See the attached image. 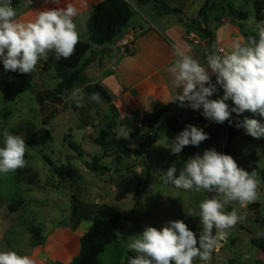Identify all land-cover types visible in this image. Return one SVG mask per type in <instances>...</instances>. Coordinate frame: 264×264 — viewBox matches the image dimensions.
<instances>
[{
  "label": "rangeland",
  "instance_id": "1",
  "mask_svg": "<svg viewBox=\"0 0 264 264\" xmlns=\"http://www.w3.org/2000/svg\"><path fill=\"white\" fill-rule=\"evenodd\" d=\"M129 1L135 18H138L142 4ZM229 4L249 15L242 25L248 33L257 34V25L261 22H258L254 4L249 0H231L230 3L214 0L211 10L215 13L210 14L208 20L219 17L216 20L220 21L222 16L227 14ZM196 27L200 28L199 25ZM226 32H221V39L226 38ZM208 33L209 35L203 36L211 42L213 36L211 32ZM215 44L220 46L218 41H215ZM223 48L227 50V47ZM212 52H215V47ZM89 56L90 54H87L85 59ZM45 60L41 59L37 64L31 79L11 78L0 62V146L5 130L22 136L25 141L34 132L42 129H47L50 133L47 145L28 146L25 167L8 174L0 173V209L7 208L19 200H26V215L22 222L27 226L31 225L34 218L39 223L63 222L70 212V205L72 212L75 199L85 203L99 199L103 204L118 207L123 211H133V216L125 228L126 235L121 237L120 242L108 247L101 258L102 264H126L130 257L136 255L127 248L129 238L142 233L147 226L161 229L169 221L183 220L191 230L198 233V215L189 217L186 214L190 211L198 213L199 203L213 194L185 191L164 185L160 179L163 167L172 162L183 167L189 156L196 153L202 155L205 149L215 148L217 152L224 153L229 133L234 129L237 120L248 117L264 123V118L251 112H244L239 117L232 113L231 125L217 124L206 119L201 110L181 107V123L190 120L189 124L202 128L209 136V139L198 147L186 146L181 153L173 154L168 145L180 132H174L164 124L156 136L150 129L148 133L146 129L138 130L135 127L131 136L122 138L130 148L139 149L149 142L152 135L153 139L144 153L140 151L126 158L114 147L104 155L95 141L101 130L109 125L118 128L119 117L116 108L106 101L100 104L86 101L84 107H77L70 97H51L40 103V96H45L49 91L53 92L60 81L56 77L54 67L44 65ZM83 77L85 80L76 88L85 92L95 84L86 74ZM213 97L217 98L213 95L210 99ZM226 103L230 108L234 106L231 100ZM45 120L49 121L47 126L44 125ZM235 132L236 138L231 145L232 157L239 167L248 172H256L260 181L258 198L243 207L238 203L227 206V211H231L233 207L237 208L244 220L229 230L226 239L219 241L218 249L213 251L206 264L264 263V252L253 244L254 239L264 235V138L257 140L246 134L243 128H237ZM71 142L84 151V157H80L69 147ZM45 157L50 159L55 167L65 165L77 169L83 177L82 180H79L77 175L60 179ZM95 157L99 158L98 164L105 170L93 173L88 169L87 165L92 163ZM142 162L154 166V184L149 194L136 206L134 195L142 177ZM32 172L37 173L38 179L35 184L30 185L26 177ZM194 264L204 262L197 259Z\"/></svg>",
  "mask_w": 264,
  "mask_h": 264
},
{
  "label": "clouds",
  "instance_id": "2",
  "mask_svg": "<svg viewBox=\"0 0 264 264\" xmlns=\"http://www.w3.org/2000/svg\"><path fill=\"white\" fill-rule=\"evenodd\" d=\"M24 3L31 6L33 0ZM78 14L79 9L69 2L63 7L39 10L34 19L25 22L17 18L12 0H0V62L4 71L32 73L49 53H54L56 60L70 58L80 41L75 22ZM173 55L175 59L167 71L176 92L169 103L202 109V115L217 124L228 121L231 125L232 113L239 117L251 112L264 118V22L257 25V35L234 40L227 51L209 53L206 66L179 44L173 45ZM217 85L223 95L210 99L218 91ZM69 96L77 107H84L86 101L102 103L100 93L86 94L81 88L71 90ZM229 100L234 105L231 108L226 103ZM235 127L243 128L253 138H264V123L260 120L244 117L236 121ZM114 131L117 139L129 136L126 126L120 125ZM207 139L209 136L202 128L189 124L168 147L173 154H179L186 146L198 147ZM27 150L22 136L5 130L0 146V173L25 167ZM160 179L164 185L172 184L185 191L213 194L199 203L198 213L186 214L198 215L200 230L198 233L191 230L183 220L169 221L161 229L147 226L142 233L129 238L127 248L136 255L127 264H194L197 259L206 264L218 249L219 241L226 239L229 230L244 220L237 208L227 211V206L238 203L243 207L254 202L260 184L255 171L239 167L231 155L219 153L215 148L189 156L178 174L175 166L168 167ZM0 264H35V261L7 250L0 251Z\"/></svg>",
  "mask_w": 264,
  "mask_h": 264
},
{
  "label": "crops",
  "instance_id": "3",
  "mask_svg": "<svg viewBox=\"0 0 264 264\" xmlns=\"http://www.w3.org/2000/svg\"><path fill=\"white\" fill-rule=\"evenodd\" d=\"M102 1L104 0H58L53 3L52 0H33L31 6H25L24 0H12V4L17 9V18L26 22L34 19L39 10L63 7L69 2L74 3L79 9L75 22L80 33V41L89 42L88 23L94 9ZM155 1L164 2L170 8L179 9L181 14L160 15L156 13L153 2L142 4L139 17L132 18L112 46L92 45L88 53L90 54L88 58L96 56V60L86 69L85 74L92 79L95 85H100L108 92L119 117L118 127L126 126L129 136L132 135L135 127L138 130L146 129L149 133L150 130L143 126L142 121L150 114L174 105L178 106L182 114V109L177 103L168 102L176 92L171 84L170 73L167 71L175 59L174 44L181 45L202 65L206 66V57L212 53L214 46L215 52L219 54L218 48L227 47L229 50L234 40L246 39L244 31L248 33L245 28L244 31L242 30V22L232 16L230 10L222 16L220 21L216 20L219 17L208 20L210 14L215 13L214 11L208 12L206 20L200 19V11L207 0ZM218 1L231 2V0ZM234 8L236 9L235 6ZM195 20H198L201 29H208L211 32L213 36L211 42H208L200 30L192 24ZM132 30L136 32L137 39L133 49H127L123 47L122 40L124 35ZM223 30L227 31L224 40L220 38ZM190 33L197 36L198 44L189 40ZM215 41H218L220 46L215 44ZM104 48H110L112 52L104 55L102 53ZM86 56L81 64L88 59H85ZM212 81L215 83L214 76ZM217 88L218 91L213 94L217 98L211 99L222 97L223 90L219 85ZM122 114L125 115L123 120H121ZM28 190L32 191V189ZM19 201L21 204L14 212L9 210V206L0 209V251L12 250L19 255H27L35 261V264H72L81 252V239L90 230L92 220H80L77 228L72 229L70 205V212L63 222L39 223L34 218L31 225L27 226L22 222L26 215V200ZM87 203H96L99 206L103 204L99 199ZM32 227L40 230L42 237L40 244L33 242L30 233ZM125 228L119 232L118 240L106 247L105 252L109 246L120 242L121 237L126 235ZM105 252L100 256L101 264V258Z\"/></svg>",
  "mask_w": 264,
  "mask_h": 264
},
{
  "label": "trees",
  "instance_id": "4",
  "mask_svg": "<svg viewBox=\"0 0 264 264\" xmlns=\"http://www.w3.org/2000/svg\"><path fill=\"white\" fill-rule=\"evenodd\" d=\"M133 1L139 4L153 2L156 13L160 15L181 14V11L179 9L170 8L164 2L155 0ZM249 1H252L254 4L258 22H264V16L262 17V13L264 12V0ZM213 2L214 0L206 1L200 11V19H207L208 12H211L212 7L214 6ZM228 8L232 16H234L239 21L245 22L248 20L249 15L236 10L233 5L229 4ZM133 17V7L129 0L102 1L94 9L91 19L88 23V32L90 35L89 42L79 41V43L76 45L75 53L68 59L61 58L60 60H56L54 53H49L48 58L44 61L45 66L52 65L54 67L56 77L60 81L53 92L49 91L45 96H40V103H44L51 97H60L62 99L69 98L71 90L75 89L78 85H81L83 83V81L85 80L83 76L86 69L96 60V56H91L83 64H81L86 54L90 52L92 45H96L99 47L112 46L122 34L123 29L129 25ZM193 23L195 24L194 26L198 25V20L193 21L192 24ZM241 28L244 31V25H241ZM199 30L204 36L209 35L206 29L199 28ZM249 35L257 34L246 33L244 31L245 38H247ZM1 71L2 66L0 65V72ZM9 74L11 78L31 79L33 77L34 71L27 74H21L19 72H9ZM94 92L100 93L102 101L111 103V98L108 92L100 85L96 84L85 90L86 94H91ZM169 109L170 107H167L157 113L146 116L142 121L143 126H146L148 129L152 130L153 133L155 124ZM181 118V114H179L176 117L169 119L165 124H167L169 128L174 132H181L187 125H189V123H191L190 120L181 123ZM48 122V120H45L44 125L47 126ZM224 123L226 125H230L228 121H225ZM233 128L234 129L229 133V138L223 153L231 156H233L231 145L236 138L235 131L237 130L235 126H233ZM114 129H116L115 125H109L106 129L101 130L98 139H96L95 141V143L103 150L104 155L109 153L114 147L118 149L122 157L126 158L130 157L133 154H138L140 151L144 153L145 150L149 147L151 140L153 139V136L151 135L149 142L143 144L139 149H132L121 138H116ZM262 139L263 138H259L257 140ZM49 140V131L47 129H42L41 131L34 132L29 138H27L26 144L31 147L45 146L48 144ZM69 147L80 157H84V151L74 142H71L69 144ZM122 157H120V159ZM45 159L53 168L55 175L60 179H64L67 176L77 175L79 180H82L83 177L80 175L77 169L65 165L55 167L54 163L50 159H48L47 157H45ZM98 162L99 158L95 157L92 163L87 165L88 169L93 173H98L105 170L104 167L99 166ZM170 166H175L177 168V174L182 168L179 163H169L163 167V175L164 171ZM141 168L142 177L139 180L138 188L134 195L136 206H138L145 198V196L149 194L154 184V166L149 165L146 162H142ZM26 179L30 185H33L38 179V175L37 173L32 172L26 177ZM166 186L175 187L172 184H168ZM20 204L21 201L11 204L9 206V210L11 212H14L18 209ZM132 216L133 211H123L118 207L110 206L108 204H101L96 213L91 218L93 224L88 233L82 237L81 252L78 257L74 259L72 264H101L100 256L105 252L108 245L118 240L119 232L127 226ZM80 222L81 221L79 219L78 205L74 202L71 213L72 229H76ZM30 233L32 234L34 244H40L42 242V237L38 228H30ZM253 244L264 252V235L258 239H254Z\"/></svg>",
  "mask_w": 264,
  "mask_h": 264
},
{
  "label": "water",
  "instance_id": "5",
  "mask_svg": "<svg viewBox=\"0 0 264 264\" xmlns=\"http://www.w3.org/2000/svg\"><path fill=\"white\" fill-rule=\"evenodd\" d=\"M112 52V49L110 48H104L102 49V53L104 55L108 54ZM180 110L178 108V106L174 105L172 106L168 111L165 112V114L159 119V121L155 124L154 128H153V135L156 136L158 134V131L160 130V128L171 118L176 117L177 115H179ZM74 202L78 205V209H79V219L82 221H86L89 220L93 217V215L96 213V211L99 208V205L94 203V204H90V203H85L82 202L78 199H75Z\"/></svg>",
  "mask_w": 264,
  "mask_h": 264
},
{
  "label": "built area",
  "instance_id": "6",
  "mask_svg": "<svg viewBox=\"0 0 264 264\" xmlns=\"http://www.w3.org/2000/svg\"><path fill=\"white\" fill-rule=\"evenodd\" d=\"M189 40L192 41L194 44H198V39L197 36L194 33H190L188 36ZM137 39V34L134 30L129 31L127 34L124 35L123 40H122V45L123 47L127 49H133V45ZM222 48H218L219 50ZM224 50V49H223ZM181 122V120H180ZM141 127V126H140Z\"/></svg>",
  "mask_w": 264,
  "mask_h": 264
}]
</instances>
